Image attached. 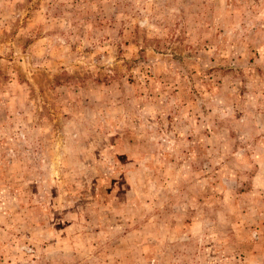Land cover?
<instances>
[{
  "label": "rangeland",
  "instance_id": "rangeland-1",
  "mask_svg": "<svg viewBox=\"0 0 264 264\" xmlns=\"http://www.w3.org/2000/svg\"><path fill=\"white\" fill-rule=\"evenodd\" d=\"M0 264H264V0H0Z\"/></svg>",
  "mask_w": 264,
  "mask_h": 264
}]
</instances>
